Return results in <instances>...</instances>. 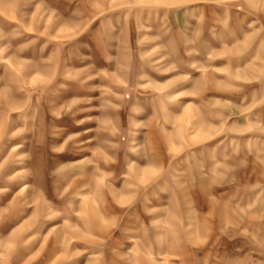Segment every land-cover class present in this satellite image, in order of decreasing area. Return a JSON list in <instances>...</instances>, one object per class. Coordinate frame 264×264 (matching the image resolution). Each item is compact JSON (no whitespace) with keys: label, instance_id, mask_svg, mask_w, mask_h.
<instances>
[{"label":"rangeland","instance_id":"obj_1","mask_svg":"<svg viewBox=\"0 0 264 264\" xmlns=\"http://www.w3.org/2000/svg\"><path fill=\"white\" fill-rule=\"evenodd\" d=\"M0 264H264V0H0Z\"/></svg>","mask_w":264,"mask_h":264}]
</instances>
